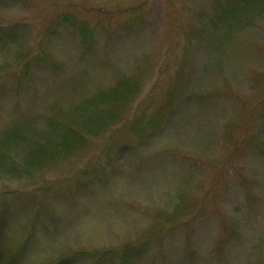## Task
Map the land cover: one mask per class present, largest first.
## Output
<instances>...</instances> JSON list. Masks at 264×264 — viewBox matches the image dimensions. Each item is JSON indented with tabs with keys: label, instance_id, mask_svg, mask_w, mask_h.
<instances>
[{
	"label": "rangeland",
	"instance_id": "1",
	"mask_svg": "<svg viewBox=\"0 0 264 264\" xmlns=\"http://www.w3.org/2000/svg\"><path fill=\"white\" fill-rule=\"evenodd\" d=\"M242 1L0 0V264H264V0Z\"/></svg>",
	"mask_w": 264,
	"mask_h": 264
},
{
	"label": "trees",
	"instance_id": "2",
	"mask_svg": "<svg viewBox=\"0 0 264 264\" xmlns=\"http://www.w3.org/2000/svg\"><path fill=\"white\" fill-rule=\"evenodd\" d=\"M242 3L247 4L248 3V0H244V1H242ZM66 20H70V19L68 17H66ZM69 23H71V26H73V20H70ZM80 30L82 31L81 32L82 34L84 33L83 35H86V36L88 35V30L86 29V27L84 25L83 26L82 25L80 26ZM122 86H123V89L122 90L119 89V87H115V89L113 90V96H114V98H116L119 95H122L123 93H128L129 94L134 89V85L132 87V86H130L129 83H126V82ZM104 120H105V118L102 119L101 122H103ZM90 123H91V125L97 124V123H94V118H92L90 120ZM69 126H72V125H69ZM72 131H73V128L72 127H67L66 128V132H64L62 134V137L63 138L61 139V143H60L61 146L64 144V145H69V147H70V146H75V145H77V144H79L81 142L82 138L81 137H78L77 134H76V132L74 134H71L70 135V133ZM49 142L50 141H46V140H43V142H41L40 147H38V149L35 152V157H38V156H36L37 153H39V154H43L44 153V155L47 154L46 153L47 150H48V147H47L48 145L47 144Z\"/></svg>",
	"mask_w": 264,
	"mask_h": 264
}]
</instances>
